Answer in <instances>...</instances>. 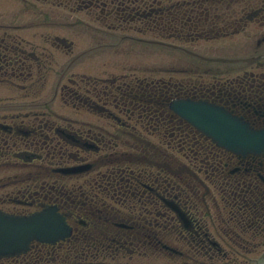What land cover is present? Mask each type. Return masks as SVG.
Instances as JSON below:
<instances>
[{"label": "flooded vegetation", "instance_id": "af4514ba", "mask_svg": "<svg viewBox=\"0 0 264 264\" xmlns=\"http://www.w3.org/2000/svg\"><path fill=\"white\" fill-rule=\"evenodd\" d=\"M43 1H60L67 12L111 23L133 10L124 6L127 0ZM173 9L165 6L163 12ZM241 13L243 23L257 25L244 24L241 45L222 49L224 57L237 62L208 64L180 47L175 59L192 60V68L173 83L113 76L93 88V99L63 89L76 99L66 103L88 108L98 120L57 121L47 118L51 111L37 107L19 105L11 114L0 106V207L25 214L56 206L71 228L65 239L34 241L24 253L0 258V264H260L264 153L237 156L220 149L170 108L175 98L207 101L264 129V10ZM0 46L5 47L0 79L25 74L31 79L33 65L38 74L47 71L48 60L31 53L34 60H23L21 47ZM154 139L160 146L149 150ZM166 144L187 153L206 152L204 191L196 185L201 172L192 161L166 166ZM132 150L140 158L127 159ZM81 165L89 167L73 174L57 171ZM169 174L175 181L167 179Z\"/></svg>", "mask_w": 264, "mask_h": 264}, {"label": "rangeland", "instance_id": "374dc122", "mask_svg": "<svg viewBox=\"0 0 264 264\" xmlns=\"http://www.w3.org/2000/svg\"><path fill=\"white\" fill-rule=\"evenodd\" d=\"M0 1L4 2L6 6L8 7V9L11 10L12 12L16 13L18 11L16 10L19 8V6L16 5L18 3L17 0H9V2L7 0H0ZM30 2H34V1H30ZM2 6H5V5L2 4ZM238 6L239 5L232 6V7L237 8ZM36 7H40V5H36ZM44 9L48 11L56 10L53 7H50L49 5L45 6ZM0 13L4 14L5 12L0 11ZM54 16H52L53 17L52 22L59 23V25H61L60 28H58L57 26L56 27H52V26L51 27H40V28H34L33 31L35 33H37L38 31L40 33H46V34L50 33L51 35L61 34V35L67 36L68 40L75 41L76 43L75 52L76 53H79L82 50H83L82 52L84 53H90L91 51H93L92 46L90 44L87 45L89 36L88 34H86L88 30L84 29L86 27L81 26L79 24L72 23L73 21L84 20L85 23L90 24L91 21L89 20L91 17L88 18L82 15L66 16L64 12L62 14L57 13ZM225 16L227 15L225 14ZM29 17H32V15L30 13L28 14V12H24V13H21V17L18 16L15 20H18V21L21 20V24H24L25 21L29 20L28 19ZM211 20H213L215 23H222L224 25L232 24L231 22L232 19L230 18L219 19L218 12H212ZM93 22L96 26H100V24L95 22L94 20ZM71 24H73L74 26L73 28H71L72 26ZM103 31L105 30L101 28L99 31V34L100 35L103 34L102 33ZM111 34H114V36L116 37L117 45L108 48L107 44L105 43H102L100 45L97 44L99 45L101 53H106L103 50H107V49L115 47L112 52L104 54L102 59H99V60H95L94 58L89 59L87 57L78 59L75 57V56H78L77 54L73 56L71 55L68 57V55L58 51L57 49L52 48L51 46L47 48V51L49 53H52L55 58L54 60L55 64L52 67L53 71H51L50 76H48V79L46 80L47 84H46L45 90L38 97L33 96V98H28V101L30 102L27 104L32 105V104H39V103L42 104L44 102H50V104L48 105L52 113L63 114L68 117L80 119L81 115H83V112H75L71 109L70 106H66L65 103L61 99L59 100L60 95H59V92H57L56 88L59 87L60 83L64 84L68 81V79L76 78L79 75H92V76H96L97 78L99 77L104 78V76H106V74L109 73V72H105L104 70V67L108 65H109L108 67L109 69H113V66H115L116 68H120L121 70L124 69L125 66L129 65V66H132L133 68H137V70L141 72L146 67L156 66L158 68L155 71V73L158 72L159 75H162V71L160 69L161 67L163 68L167 66H178L176 63L168 64L169 61L171 60H168L166 58L168 57L167 54H169V52L170 54L175 53L174 51H169L170 49H166L164 47L161 48L158 46H153L151 44L142 43L140 41L139 42L135 41L134 39H132L133 38L132 35H135V33H132V32H131L132 35L129 32H115ZM123 36L125 38H123ZM232 38H235L234 41L236 42L237 41L241 42L243 40V38L239 36H233ZM143 39L151 40V39H158V38L156 36L149 35V36L143 37ZM169 42L176 43L175 41H171V40ZM206 43L209 44L213 42H204L202 44H206ZM193 44L194 43H186L185 46L191 47L193 46ZM194 45H197V44H194ZM145 60H147V62H144ZM132 62H133V65H131ZM121 73L122 72H119V74ZM138 73L141 74L140 72ZM55 91L57 94H55ZM13 93L14 92L12 88L0 87V94H4L5 95L4 97L11 99L9 101L10 104L25 105V103H23L24 100L21 101L22 98H20L21 96H19V93H17V96L19 97H15V98L13 97ZM26 93H27L26 91H22L21 95L26 94ZM7 94H9L11 97L8 96ZM10 110L7 109L6 112ZM55 112H58V113H55ZM77 114H79V116Z\"/></svg>", "mask_w": 264, "mask_h": 264}, {"label": "water", "instance_id": "95a60500", "mask_svg": "<svg viewBox=\"0 0 264 264\" xmlns=\"http://www.w3.org/2000/svg\"><path fill=\"white\" fill-rule=\"evenodd\" d=\"M215 129L216 137L219 136ZM221 137V136H219ZM228 146L232 147L228 144ZM243 150L256 146H241ZM233 148V147H232ZM50 211L35 214L28 218L7 216L0 212V253H12L24 249L32 239L58 238L64 227L60 219L53 217Z\"/></svg>", "mask_w": 264, "mask_h": 264}, {"label": "bare ground", "instance_id": "6f19581e", "mask_svg": "<svg viewBox=\"0 0 264 264\" xmlns=\"http://www.w3.org/2000/svg\"><path fill=\"white\" fill-rule=\"evenodd\" d=\"M126 157H127V159H129V160H130V159L135 160V159L140 158V156H139V154L136 152V150L129 151L128 154L126 155ZM64 226H65V229H67V230L70 229V227H69L68 224L65 223Z\"/></svg>", "mask_w": 264, "mask_h": 264}]
</instances>
